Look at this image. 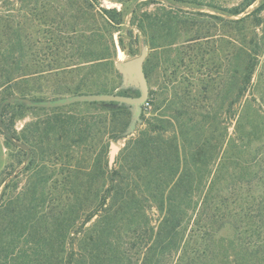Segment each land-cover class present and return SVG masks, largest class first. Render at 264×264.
<instances>
[{
    "label": "trees",
    "instance_id": "trees-1",
    "mask_svg": "<svg viewBox=\"0 0 264 264\" xmlns=\"http://www.w3.org/2000/svg\"><path fill=\"white\" fill-rule=\"evenodd\" d=\"M116 1L121 3L119 11L99 8L98 0H91L103 12L109 29L121 26L123 12L128 9L125 3L134 2ZM165 1L168 7H162L165 12L155 15V21L150 22L151 16L143 17L134 9L131 20L149 31L148 35L157 33L159 38L171 35L168 22L194 28L196 36L179 48L173 47L174 43L159 46L156 36L149 38V44L153 50L164 51L171 62L172 55L190 52L187 64L180 63L188 73L187 82H199L203 96H209L190 103L169 100L156 115L157 100H148L139 128L119 152L115 167L109 169L102 154L94 163L97 204L84 220L93 218V230L63 229L56 236L57 247L40 227L34 230L40 221H35L24 198V207L17 210L21 199L15 196L14 181L6 176L0 179V264H264V82L259 75L254 79L260 64L255 30L264 26V18L260 17L250 32L241 28L236 50L226 54V64L223 59L216 63L217 68L204 57L211 52L207 46L214 44L215 48L216 37L197 36L198 29L211 20L235 29L257 14L261 6L237 18L256 0H246L243 7H228L218 0ZM183 5L207 8L227 18L188 12ZM231 41L230 34L222 36L226 46ZM118 45L122 46L120 36ZM110 47L115 52L114 40ZM178 49L182 51L178 53ZM0 56L4 74L0 87L5 89L0 103L8 97H26L16 86L20 74L25 76L24 82H30L47 72L20 70L24 54L12 46ZM6 61L14 68H7ZM109 66V74H113V63ZM69 67L72 70L65 74L78 71V66ZM153 69L144 68L147 77ZM172 83L177 84L176 80ZM115 88V84L108 86L105 82L94 92L112 93ZM80 89L76 85L65 94L78 95ZM212 96L217 102L208 99ZM12 107L19 111L26 108L9 104L0 116L4 118ZM150 108L153 115L148 117L145 114ZM9 121L7 142L11 143L16 132L14 118ZM98 124L93 119L94 132ZM79 134L82 137L83 133ZM51 154L55 155L47 153ZM40 185H35L36 189Z\"/></svg>",
    "mask_w": 264,
    "mask_h": 264
},
{
    "label": "rangeland",
    "instance_id": "rangeland-1",
    "mask_svg": "<svg viewBox=\"0 0 264 264\" xmlns=\"http://www.w3.org/2000/svg\"><path fill=\"white\" fill-rule=\"evenodd\" d=\"M218 1L228 7L238 4L243 7L246 2ZM98 2L99 8L121 10V3L116 0ZM125 6L128 9L123 12L121 26L109 29L103 12L91 0H0V54H5L6 49L12 46L15 51H22L24 54L20 70L47 71L34 76L37 80L30 82H24L25 76L20 74L16 79L19 82L16 85L18 89L23 90L27 98L51 100L68 96L65 94L67 89L76 85L81 88L79 94L95 93V89L106 82L108 86L116 85L112 93L137 96V89L124 88V78L118 72L116 63L144 55V68L154 67L150 76L146 77L149 86L148 100H157L158 110L155 115L169 100H185L187 103L191 100H205L204 97L209 95L203 96L199 82L192 81V84H188V73L180 64H187L190 52L172 55L171 62L166 60L164 51L153 50L149 44V38L156 36L159 46L174 43L173 47L179 48L185 40L196 36L195 29H188L185 24L168 22L167 27L172 30L169 37L159 38L154 32L153 35H148L149 31L141 29L131 20V11L134 9L143 17L148 14V17L151 16L149 21L153 22L165 12L162 7H168L166 1L134 0L132 4L125 3ZM258 6H261V10L235 29L223 26L218 20H211L209 25L198 29V37H216L215 48L214 44L207 46L211 52L204 56L207 60H212L211 65L217 68L216 63H222V59L226 64V54H232L236 50L241 28L250 32L256 28L259 18H264V0H256L237 18L252 13ZM182 9L227 18L207 8L183 5ZM186 31L189 32L187 35ZM255 31L260 46L257 55L260 64L254 79L259 75V79L264 82V26H257ZM225 34H230L234 39L229 46L221 42ZM119 36L122 46L118 45ZM111 40L116 44L115 52L110 47ZM177 51L179 53L182 49ZM195 52L194 55L197 54ZM6 63L9 69L15 66L10 65L9 61ZM111 63L113 74H109ZM1 64L3 61L0 59ZM69 66H78V71L65 74L72 70ZM3 77L0 69V81ZM172 80H176L177 84L173 85ZM3 89L4 87H0V97L5 90ZM208 99L216 101L213 96ZM114 105L111 107L106 103L85 102L54 109L26 107L20 111L12 107L4 118L0 117L7 136L6 125H10L12 117L13 130L16 132V139L8 143L4 130L0 128V179L6 176L7 180L14 181L15 196L21 199L16 204L17 210L24 207V198L27 201L25 206L31 208L32 215L36 216L35 221H40L34 230L40 227L42 234L55 247L59 244L56 236L63 229L93 230V218L90 222L84 220L93 205L97 204L95 187L93 188L94 163L100 159L99 154L108 163L110 144L114 143L118 148L115 161L112 166L108 164V167H115L119 152L139 128L138 123L133 134L123 135L131 120V110L124 105ZM150 110L151 108L146 110L145 115L148 117L153 115ZM166 110L167 108L164 109ZM93 119L100 124L97 125V132L93 131ZM79 132L83 133L82 137ZM25 138L29 140L28 143L23 142ZM21 143L28 146L29 152L19 147ZM49 151L55 155L48 156ZM9 164L11 168H8ZM37 184L41 185L36 189Z\"/></svg>",
    "mask_w": 264,
    "mask_h": 264
},
{
    "label": "water",
    "instance_id": "water-1",
    "mask_svg": "<svg viewBox=\"0 0 264 264\" xmlns=\"http://www.w3.org/2000/svg\"><path fill=\"white\" fill-rule=\"evenodd\" d=\"M144 55L136 56L125 61H119L116 63V68L124 78V88H135L138 90L137 96H129L116 93H86L72 96H66L51 100H33L27 97L13 96L5 98L0 103V113L3 108L9 104L24 105L28 108H43L54 109L69 106L75 103L85 102H99L106 103L113 107L116 105L127 106L131 110V120L123 135L127 136L133 134L138 123H140V116L143 112V107L148 101L149 86L147 77L144 71ZM1 117V116H0ZM0 128H3L0 118ZM5 136L7 132L4 130ZM19 147L26 152H29L27 145L21 143ZM117 146L114 143L110 144L109 152V166H112L115 161V154L117 152Z\"/></svg>",
    "mask_w": 264,
    "mask_h": 264
},
{
    "label": "built area",
    "instance_id": "built-area-1",
    "mask_svg": "<svg viewBox=\"0 0 264 264\" xmlns=\"http://www.w3.org/2000/svg\"><path fill=\"white\" fill-rule=\"evenodd\" d=\"M147 105V103L145 104V106Z\"/></svg>",
    "mask_w": 264,
    "mask_h": 264
},
{
    "label": "crops",
    "instance_id": "crops-1",
    "mask_svg": "<svg viewBox=\"0 0 264 264\" xmlns=\"http://www.w3.org/2000/svg\"><path fill=\"white\" fill-rule=\"evenodd\" d=\"M83 94H86V93H83Z\"/></svg>",
    "mask_w": 264,
    "mask_h": 264
}]
</instances>
